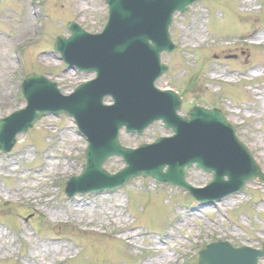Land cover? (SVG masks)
Instances as JSON below:
<instances>
[{
  "label": "rangeland",
  "instance_id": "obj_1",
  "mask_svg": "<svg viewBox=\"0 0 264 264\" xmlns=\"http://www.w3.org/2000/svg\"><path fill=\"white\" fill-rule=\"evenodd\" d=\"M104 3L0 0V119L25 107L20 88L31 72L65 95L94 78L67 69L53 45L69 36V22L101 32ZM187 10L173 20L178 50L163 55L170 72L157 84L181 94L183 114L196 105L221 109L264 173V0H199ZM167 134L155 124L141 137L122 131L120 139L134 148ZM86 148L73 119L46 116L9 154L0 153V264H198L197 254L217 240L261 249L264 184L250 182L208 207L144 177L68 198L66 183L82 173ZM123 166L111 158L104 169ZM187 175L196 188L212 178L196 168Z\"/></svg>",
  "mask_w": 264,
  "mask_h": 264
},
{
  "label": "water",
  "instance_id": "obj_2",
  "mask_svg": "<svg viewBox=\"0 0 264 264\" xmlns=\"http://www.w3.org/2000/svg\"><path fill=\"white\" fill-rule=\"evenodd\" d=\"M197 0H107L110 20L103 32L91 36L76 24L68 25L70 39L59 38L55 47L63 60L97 79L63 97L56 85L31 75L23 85L28 106L0 120V151L8 153L16 136L26 133L38 119L52 112L74 117L90 146L83 174L67 184L69 197L121 187L134 177H152L187 189L205 205L243 190L249 182L264 183V175L247 149L238 142L233 128L218 110L195 108L182 118L181 103L170 92H159L155 84L168 68L161 62L164 52L173 53L168 31L173 14L184 12ZM111 97L114 105L104 107ZM162 120L175 133L138 150L121 147L120 128L138 133ZM121 156L126 169L110 175L103 164ZM196 164L214 175L205 190H194L186 182L187 171ZM168 167L167 173L163 170ZM227 178V181L225 180ZM264 251L234 249L214 243L199 256L200 264H257Z\"/></svg>",
  "mask_w": 264,
  "mask_h": 264
},
{
  "label": "bare ground",
  "instance_id": "obj_3",
  "mask_svg": "<svg viewBox=\"0 0 264 264\" xmlns=\"http://www.w3.org/2000/svg\"><path fill=\"white\" fill-rule=\"evenodd\" d=\"M165 257H163V258H161L163 261H166V259H164ZM151 264H153V263H151Z\"/></svg>",
  "mask_w": 264,
  "mask_h": 264
}]
</instances>
